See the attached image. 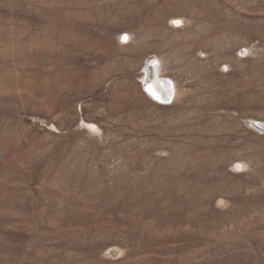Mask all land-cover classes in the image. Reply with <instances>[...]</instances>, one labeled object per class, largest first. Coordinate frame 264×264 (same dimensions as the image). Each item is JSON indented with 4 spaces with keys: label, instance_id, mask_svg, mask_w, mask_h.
<instances>
[{
    "label": "rangeland",
    "instance_id": "1",
    "mask_svg": "<svg viewBox=\"0 0 264 264\" xmlns=\"http://www.w3.org/2000/svg\"><path fill=\"white\" fill-rule=\"evenodd\" d=\"M263 120L264 0H0V264H264Z\"/></svg>",
    "mask_w": 264,
    "mask_h": 264
},
{
    "label": "bare ground",
    "instance_id": "2",
    "mask_svg": "<svg viewBox=\"0 0 264 264\" xmlns=\"http://www.w3.org/2000/svg\"><path fill=\"white\" fill-rule=\"evenodd\" d=\"M161 66V61H159V63L154 62L148 67L147 71L145 72V83H147L148 88L153 96L162 101H170L175 96L177 89L174 84V80L168 78V76L166 77L163 74V67L161 68ZM255 122H257L258 126H260L261 128L264 127L263 122Z\"/></svg>",
    "mask_w": 264,
    "mask_h": 264
}]
</instances>
